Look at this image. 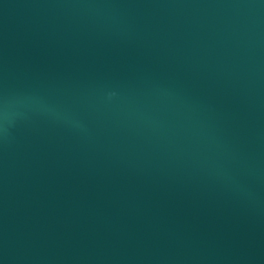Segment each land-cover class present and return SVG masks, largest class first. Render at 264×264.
<instances>
[{
    "label": "water",
    "instance_id": "water-1",
    "mask_svg": "<svg viewBox=\"0 0 264 264\" xmlns=\"http://www.w3.org/2000/svg\"><path fill=\"white\" fill-rule=\"evenodd\" d=\"M0 264H264V0H0Z\"/></svg>",
    "mask_w": 264,
    "mask_h": 264
}]
</instances>
